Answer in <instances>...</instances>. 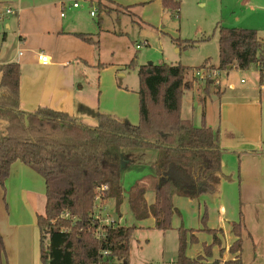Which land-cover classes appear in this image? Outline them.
Wrapping results in <instances>:
<instances>
[{"label":"trees","instance_id":"trees-1","mask_svg":"<svg viewBox=\"0 0 264 264\" xmlns=\"http://www.w3.org/2000/svg\"><path fill=\"white\" fill-rule=\"evenodd\" d=\"M164 10L179 14L181 0H161ZM102 23V22H100ZM81 40L100 47L99 33H74ZM219 71L234 68L247 70L264 66V38L255 29L218 26ZM198 40L177 39L175 43L187 49ZM182 49V48H180ZM136 64L135 58L131 66ZM100 66H104L100 64ZM208 67V62L197 69ZM190 67L183 64H152L141 66L138 124L99 113L98 123L90 126L68 112L49 107L34 111L21 108V65L18 62L0 64V121L7 123L0 137V185L3 187L13 163L20 161L45 179V213L38 215L40 253L43 264H117L129 263L131 239L136 225L117 222L103 226L98 235L94 217L98 189L107 185L104 201L115 200V211L125 196L122 171L126 149H156V200L149 205L145 188H137L128 199L137 220L155 218V228H173V217L179 210L175 196L191 199L213 194L221 182L222 154L216 131L203 124L197 127L183 117V97L191 89ZM210 81L206 82V88ZM205 231L207 213L203 215ZM238 236L232 252L242 249L241 222L233 224ZM181 227L175 264H220L209 261L212 247H205V256H187L189 241L197 238ZM5 241L0 233V264H5ZM225 264H243L238 256Z\"/></svg>","mask_w":264,"mask_h":264},{"label":"crops","instance_id":"crops-1","mask_svg":"<svg viewBox=\"0 0 264 264\" xmlns=\"http://www.w3.org/2000/svg\"><path fill=\"white\" fill-rule=\"evenodd\" d=\"M65 1L0 0V4H7L3 5L5 13L0 12L2 17L18 16L20 39H24L23 31L25 35L40 33L42 43L39 52L43 51L50 57V62L43 64L38 59V52L34 59L24 58L22 65L20 61L23 52L20 48L17 53H0V64L18 62L21 65V108L34 111L42 106L65 111L90 126L98 123L99 113L128 121L127 97L121 95L124 91L128 92V89L115 91L113 85L108 87V97L111 95L115 98L114 110H110L104 105L102 85H98V99L92 92L83 93L84 85L79 84L77 87L76 74L80 72V68L72 63V59L87 64L88 61L82 52L83 40L74 33H95L88 32L78 12L67 21L62 13L59 15L61 7L64 9ZM85 1H90L91 4L96 1L100 10L105 9L108 14L129 15L139 25L148 24L147 22L153 21V16H161L163 12L161 0ZM79 6L75 7L73 4L75 9ZM8 9L13 13H8ZM179 15L180 12L178 17ZM100 20L102 22L103 17ZM100 64L103 63L99 61L100 69L105 68L104 64ZM212 66L208 63V68ZM250 69L220 71L218 83L210 81L207 88L206 81L195 78L194 70L188 73L187 78L193 81V86L186 90L183 97V117L191 120L197 127L206 124L216 131L219 146L223 150L221 182L213 194H205L197 199L184 196H175L173 199L179 212L173 217V228L170 230L178 232L183 227L191 231L189 238L192 235L197 238L196 242L188 243L187 256L191 258L205 256V247L211 246L216 240L219 242L212 247L209 261L219 260L220 264H225L239 256L243 264H264V71L261 74L257 70L249 82L242 77L235 81L231 74ZM225 72L227 78L223 82L221 77ZM119 97L124 99L120 110L116 100ZM6 126V122L0 121V137L5 135ZM146 150L126 149L124 155H130L125 159V164L135 155L149 154L150 163L155 167L157 153L150 154ZM148 167L149 164L145 163L123 168L122 187L125 199L120 206L119 216V222L123 225L143 227L148 221L147 226L155 228L154 217L137 220L128 202L131 194L140 187L145 188L147 203L151 205L155 202L157 174L155 168ZM134 168L137 175L130 179L131 182H125L124 171ZM36 191L46 193L43 176L20 161L13 163L5 185H0V233L5 241V264H43L37 218L45 213V208L44 213H41L36 208V202H32L34 198L30 197V193ZM109 201L113 202V208L109 207ZM109 201V210L115 211V200ZM126 210L130 212L129 219L126 217ZM204 213H207L206 227L217 231V239L213 233L205 231L202 219ZM241 221L242 249L234 253L231 248L238 236L233 230V224Z\"/></svg>","mask_w":264,"mask_h":264},{"label":"rangeland","instance_id":"rangeland-1","mask_svg":"<svg viewBox=\"0 0 264 264\" xmlns=\"http://www.w3.org/2000/svg\"><path fill=\"white\" fill-rule=\"evenodd\" d=\"M75 2L80 5L77 9L73 7ZM3 5L7 4H0L1 13H5ZM91 10L96 11V16H91ZM76 12L88 32L100 34L99 49L96 45L81 40L83 56L88 64L72 59V63L80 68V72L76 74L77 87L80 86L79 84L84 85L83 93L92 92L93 96H97L98 99V88L102 85L104 105L110 110H114L115 98L111 95L108 97V87L113 85L115 91L116 89L117 91L128 89V92L124 91L121 95L127 97L126 113L129 116L127 117L128 121L132 124H138L140 120L137 91L140 85L139 70L141 66L148 65L150 62L153 64L167 62L183 64L193 71L208 62L218 67V26L255 29L259 36L264 38V0H182L179 17L176 13L163 9L161 16H153V21L147 22L146 25H139L129 15L108 14L105 9L100 10L96 1L91 4L90 1L85 0H66L64 9L61 7L59 15L62 13V17L67 21L75 16ZM100 17H103L102 23H100ZM18 22L17 15L5 17L0 15V53H17L20 48L23 52L20 62L23 65L24 58L34 59L35 56L37 57L42 41L40 33L25 35V31H23L24 39H20ZM202 37L210 38L205 43L201 41L187 49L175 43L177 39L198 40ZM144 42L148 44L146 45ZM138 44H141L140 47H137ZM179 48H182L181 51H177ZM134 58L136 64L131 66ZM99 61L105 65V68L98 67ZM257 70L260 73V67L253 66L248 71H234L231 74L235 81L242 77L249 82ZM121 73L124 75L120 76ZM226 78V72L222 73L221 80L224 82ZM116 100L120 110V104L124 99L119 97ZM146 151L150 154L157 153V150L153 148ZM129 155H124V158L128 159ZM147 155H135L126 162L124 168L145 163L149 164L148 169L155 168L150 163L149 154ZM136 172V168L125 170L123 173L125 182H131L130 179L135 178ZM138 174L142 175L143 173ZM30 197L34 198L32 202H36L39 212L44 213L46 193L36 191V193H30ZM108 205L110 208L114 207L111 201ZM125 213L129 219L130 212L126 210ZM147 222L143 227H137L133 234L128 264H174L178 253V232L151 229L147 226ZM117 264L124 263L119 261Z\"/></svg>","mask_w":264,"mask_h":264},{"label":"built area","instance_id":"built-area-1","mask_svg":"<svg viewBox=\"0 0 264 264\" xmlns=\"http://www.w3.org/2000/svg\"><path fill=\"white\" fill-rule=\"evenodd\" d=\"M75 7H78V3H74ZM8 13H13L11 9L7 10ZM91 15H96V11H91ZM148 44L144 42V44ZM141 45V44H140ZM138 44L137 47H140ZM38 59L43 64H48L50 62V57L45 54V52L40 51L38 53ZM194 76L196 79H200L202 81H211L214 84L218 83V78L220 75V71L216 68L205 67L202 69H195ZM108 189L107 185H103L101 188L98 189V194L96 196V206H95V213L94 217L98 221V235L101 236V230L103 226H111L117 222H119V217L117 216L115 211L109 210L108 208V201H104V191Z\"/></svg>","mask_w":264,"mask_h":264},{"label":"water","instance_id":"water-1","mask_svg":"<svg viewBox=\"0 0 264 264\" xmlns=\"http://www.w3.org/2000/svg\"><path fill=\"white\" fill-rule=\"evenodd\" d=\"M152 64H153L152 62L149 63V65H152Z\"/></svg>","mask_w":264,"mask_h":264}]
</instances>
